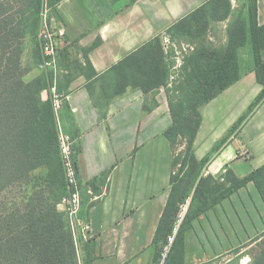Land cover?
<instances>
[{
    "label": "crops",
    "instance_id": "0c3cea01",
    "mask_svg": "<svg viewBox=\"0 0 264 264\" xmlns=\"http://www.w3.org/2000/svg\"><path fill=\"white\" fill-rule=\"evenodd\" d=\"M207 1L61 0L54 7L57 16L50 11V26L62 32L59 48L68 51L66 59L56 60L53 87L64 93L60 123L79 146L81 214L90 224L81 252L82 258L92 257L91 264H153V236L173 170L171 145L163 134L172 118L163 87L155 93L127 87L104 109L95 105L89 79L72 63L85 65L82 50L88 49L95 72L105 73ZM243 1L230 0L232 9ZM257 21L264 24V0H257ZM227 22L216 26L224 30ZM208 37L214 44L226 40L224 32ZM261 55L264 59V49ZM238 64L239 78L200 108L192 150L198 160L210 156L203 176L220 178L229 169L242 178L264 164V100L238 131L229 133L262 90L249 45L238 49ZM68 69L73 77L66 84ZM39 72L32 69L26 80ZM41 97L47 98L46 90ZM91 183L92 194L86 192ZM185 202L188 207L189 198ZM263 252L264 199L252 181L193 219L184 234L183 264H264Z\"/></svg>",
    "mask_w": 264,
    "mask_h": 264
},
{
    "label": "trees",
    "instance_id": "16d2710c",
    "mask_svg": "<svg viewBox=\"0 0 264 264\" xmlns=\"http://www.w3.org/2000/svg\"><path fill=\"white\" fill-rule=\"evenodd\" d=\"M59 1L0 0V199H7L0 200V264H79L64 212L57 209L67 194V186L52 107L54 76L51 71L42 70L30 80L25 78L43 61L38 35L43 8L47 6L57 16L54 7ZM225 20H228L226 40L223 44H214L208 37L210 27ZM164 33L173 44L180 42L189 46L175 78L174 64L168 56L171 53L175 56L176 50L175 47L164 50L161 34L105 73L95 72L86 57L88 49L82 50L85 65L81 66L77 60L72 64L89 79L87 89L93 103L103 109L127 87L143 93L164 88L172 123L163 134L171 145L173 170L169 194L153 236V264L172 233L180 205L189 198L163 263L183 264L184 234L193 219L249 181L264 199V164L242 178L229 169L220 178L203 176V167L210 156L198 160L192 150L201 106L239 78L238 49L245 45L251 47L255 76L262 90L229 133L238 131L264 100L261 55L264 24L257 21V0H244L237 10L232 9L230 0H208L171 24ZM27 39L31 41L30 63L25 64ZM67 55V47L62 46L58 49L57 61L66 59ZM71 71L68 69L63 74L66 84L73 77ZM45 90L47 98L43 100L41 93ZM145 109L150 108L145 105ZM72 149L76 160L79 153L76 142ZM90 186L95 190L93 183ZM11 193H15V198L7 206ZM91 261L92 257L82 258L83 264Z\"/></svg>",
    "mask_w": 264,
    "mask_h": 264
},
{
    "label": "built area",
    "instance_id": "2783aa9c",
    "mask_svg": "<svg viewBox=\"0 0 264 264\" xmlns=\"http://www.w3.org/2000/svg\"><path fill=\"white\" fill-rule=\"evenodd\" d=\"M49 8L44 6L41 13V29L39 32V38L41 40V49L43 55V61L39 64V67L44 70H49L53 75L57 72V52L59 49V41L62 37V32L59 30H51L47 27V15L50 20ZM50 24V22H49ZM161 42L165 51L168 50L170 44L173 43L170 40L169 35L164 32L161 33ZM186 45V44H185ZM187 49L189 48L188 45ZM186 46L182 49L185 51ZM181 63L174 64L172 70L177 71ZM52 89V107L56 117L57 123V137L59 145V154L61 157L62 168L64 178L67 186V194L64 195L57 206L61 207V211L64 212L67 220L69 229L71 231L76 251L81 250L82 242L89 240L90 238V224L89 221L81 214V190L82 184L77 178V171L75 165V159L73 156L72 145L75 142L74 138L71 137L62 127L59 120V111L61 108L63 94L57 93L54 87ZM86 192L92 194L90 187L86 186ZM187 209V202L180 205V210L175 220V224L172 229V233L167 237V242L162 246L160 256L155 264H163L170 245L173 241L175 232L178 225L180 224L184 213Z\"/></svg>",
    "mask_w": 264,
    "mask_h": 264
},
{
    "label": "rangeland",
    "instance_id": "374dc122",
    "mask_svg": "<svg viewBox=\"0 0 264 264\" xmlns=\"http://www.w3.org/2000/svg\"><path fill=\"white\" fill-rule=\"evenodd\" d=\"M242 4H238V6L236 8H234V9L235 10L239 9L242 6ZM50 11L51 10H49V13H50ZM48 17L49 16L47 15L46 20H47V27H48V29L55 30L52 26H50V24H49V18ZM217 23L219 24V22L212 23V25L210 27L209 34H211V35L219 38V37H221L223 35V32H224V34H226V32H225V29L226 28H224V30H223V27H221V24L217 27L216 26ZM39 32H40V30H39ZM38 35H39V33H38ZM26 42H27L26 43V48H25V51H24V54H23V62L25 64H28V63H30V59H29V43H31V41H30V39H27ZM184 46H186V45L183 44V43L180 44V42H176L173 45L170 44V47L168 48V50L170 48H174L175 47L176 52L173 53V54H175V56H173L172 53H171L168 56V60L172 61L173 64L181 63L182 58H183V54H185L187 52V46L185 47L186 48L185 51L182 49ZM178 47H181V49H179ZM38 68L40 69V72L42 70H44V69H41L39 66H38ZM173 71L174 72H172V75L175 78L176 75H177V72L175 70H173ZM51 93H52V89H51ZM5 194H7V193H5ZM5 194H2L1 196H4ZM14 195H15V193H11V194L8 195L7 206H10V202L14 200V198H15ZM0 200L6 201L7 199L5 200V198H2ZM77 258H78L79 264H83V262H82V252H81L80 249L77 251Z\"/></svg>",
    "mask_w": 264,
    "mask_h": 264
}]
</instances>
